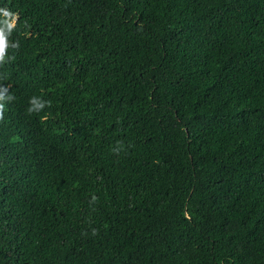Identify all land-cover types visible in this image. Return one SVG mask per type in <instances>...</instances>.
<instances>
[{
    "label": "trees",
    "instance_id": "1",
    "mask_svg": "<svg viewBox=\"0 0 264 264\" xmlns=\"http://www.w3.org/2000/svg\"><path fill=\"white\" fill-rule=\"evenodd\" d=\"M0 264H264V0H0Z\"/></svg>",
    "mask_w": 264,
    "mask_h": 264
},
{
    "label": "clouds",
    "instance_id": "2",
    "mask_svg": "<svg viewBox=\"0 0 264 264\" xmlns=\"http://www.w3.org/2000/svg\"><path fill=\"white\" fill-rule=\"evenodd\" d=\"M93 199H95V198H93Z\"/></svg>",
    "mask_w": 264,
    "mask_h": 264
}]
</instances>
